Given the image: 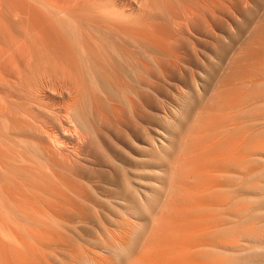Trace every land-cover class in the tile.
Wrapping results in <instances>:
<instances>
[{
	"label": "rangeland",
	"instance_id": "rangeland-1",
	"mask_svg": "<svg viewBox=\"0 0 264 264\" xmlns=\"http://www.w3.org/2000/svg\"><path fill=\"white\" fill-rule=\"evenodd\" d=\"M263 168L264 0H0V264H264Z\"/></svg>",
	"mask_w": 264,
	"mask_h": 264
},
{
	"label": "bare ground",
	"instance_id": "bare-ground-1",
	"mask_svg": "<svg viewBox=\"0 0 264 264\" xmlns=\"http://www.w3.org/2000/svg\"><path fill=\"white\" fill-rule=\"evenodd\" d=\"M85 104V103H84ZM75 115V114H74ZM86 118V117H85ZM86 125V124H85ZM84 125V126H85ZM50 135V134H49ZM53 138V137H52ZM52 138H50V139H52ZM59 142V141H58ZM60 145V144H59ZM220 158V157H219ZM223 171V170H222ZM229 173V172H228ZM259 178H260V184H261V189H260V194H259V197H258V200H257V204H256V209L255 210H257V213H254L255 212V210L254 211H251V209H249V210H245V211H243L242 213H239L238 215H235V214H233L232 212H229L228 214L227 213H225L226 215H227V218L226 219H228V225H225V226H227V228H228V232H232V231H234V229H236L237 227L238 228H241L242 230L243 229H247L249 226H251L252 224H255V225H257V228H260V229H262V223L264 222V221H262V218L264 217V185H263V181H264V168L263 169H261L260 170V172H259ZM206 184V183H205ZM213 191V190H212ZM205 194V193H204ZM246 200H248V199H246ZM251 201H252V199H251ZM205 205V204H204ZM202 207V206H201ZM199 208H200V206H199ZM230 210V209H229ZM227 211V210H226ZM225 211V212H226ZM225 214H223V215H225ZM222 217V216H221ZM221 224V223H220ZM264 225V224H263ZM221 226V225H220ZM223 226V225H222ZM211 231H213V233H216L215 232V230L218 228L217 227V225H216V222L215 221H213L212 223H211V225L208 227ZM221 228V227H220ZM208 229V230H209ZM256 229V228H255ZM209 230V231H210ZM218 230V229H217ZM252 230H254V229H252ZM257 230V229H256ZM244 231V230H243ZM247 231V230H246ZM195 232V231H194ZM218 232V231H217ZM197 233V232H196ZM212 233V234H213ZM212 234H210L211 236H212ZM215 235V234H214ZM261 235V234H260ZM210 236V237H211ZM246 236V235H245ZM251 236V238H252V240H244L246 243H248L249 245H251L252 246V244H254L252 247L254 248V246H255V248H257V246L259 245V244H262V245H264V240H259V239H257L255 236H253V235H250ZM263 236V235H262ZM213 237V236H212ZM241 240V239H240ZM239 241V240H238ZM241 242V244H242V240L240 241ZM245 243V244H246ZM215 244V243H214ZM233 244V243H232ZM213 245V244H212ZM247 245V244H246ZM262 245H260L258 248H257V250H259V248H261V250H263L262 249V247L264 248V246H262ZM209 246H211V244H209ZM209 246H208V248H209ZM245 246V245H244ZM251 246H249V249H252L251 248ZM262 246V247H261ZM245 247H247L248 248V246H245ZM218 247H216V246H212V249L214 250V251H217V250H219V249H217ZM234 248V246H229V249H233ZM211 249V248H210ZM221 249V248H220ZM223 249H225V248H223ZM226 250H228V245H227V248H226ZM243 250H245L244 248L243 249H241V252L243 251ZM195 251V250H194ZM229 251V250H228ZM234 251H239V250H236V249H234ZM260 251V250H259ZM260 252H256V251H254V252H249V253H247L249 256L248 257H251V258H253V256H258V254H259ZM245 254V253H244ZM215 255V254H214ZM229 255V254H228ZM233 254H231V255H229V257L230 256H232ZM237 255V254H236ZM241 255H243L242 253H240V256ZM246 255V254H245ZM238 256V255H237ZM247 256V255H246ZM228 257V258H229ZM232 257H234V256H232ZM231 257V258H232ZM242 257H245V256H242ZM237 259V258H236ZM250 260V262H249V264H255L256 262H257V260L256 261H253V260H251V259H249ZM233 261V260H232ZM240 263V262H239ZM240 264H243V263H240Z\"/></svg>",
	"mask_w": 264,
	"mask_h": 264
}]
</instances>
